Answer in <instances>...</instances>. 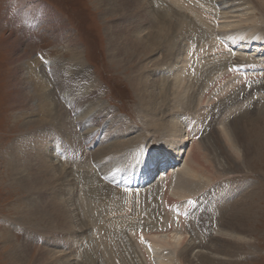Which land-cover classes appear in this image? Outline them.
Instances as JSON below:
<instances>
[{"label": "rangeland", "instance_id": "374dc122", "mask_svg": "<svg viewBox=\"0 0 264 264\" xmlns=\"http://www.w3.org/2000/svg\"><path fill=\"white\" fill-rule=\"evenodd\" d=\"M178 3L183 6L189 5L188 12L193 18L192 21L200 28H209L217 33L221 32V34H216L212 38L213 42H209L208 45H204L202 40L194 35V39L187 42L183 47L182 54L176 57L172 70H168H174L178 73L169 72L168 76L172 81V85H177L182 92L180 101H173L174 106H177L176 104L180 106L175 108V111H165L167 119L175 126L174 133L168 135L165 130L162 131L161 129L154 133L155 131L145 124V122L151 123V121L147 120L146 111L143 110L141 101L129 82V78L132 75L135 76L136 65L138 67L153 65L162 58L163 54L155 52L151 58L137 62L131 61L127 57L126 64L125 62H119L116 60L117 58H112L111 53L117 54L118 59L122 56L126 57L124 54L120 55L117 48L111 47L107 38V27L112 28L117 25V21L114 20L117 15L109 16L108 11L105 10V12L104 7H99L96 0H0V264H15L8 256V251L15 244L20 247L25 246L23 242L29 228L40 230L41 232H37L38 234L35 232L37 236L40 233L43 234L44 231L47 232V230H44L47 228L46 224L42 223L39 216L31 217L29 215V213L31 214L30 191L21 187V184L13 176V171L17 169V151L21 150L19 146L21 147L23 143L26 149L36 144L40 146L45 142L48 146H45L46 154L48 157L50 156V161L52 159L59 166V169L64 167L68 171L67 180L71 183V189H68V193L71 195V192L75 191L73 197L75 200L72 201L73 204L70 203V207L73 216L75 214L74 217L77 220L79 219L74 223V228L80 231L79 233L82 232L76 254L65 245L51 247L52 250L49 249V251L52 259L50 261L44 260L43 262L46 264H54L59 254L69 257L68 264L85 263L84 259L87 257V259L95 260L93 264H99L101 261L107 260H112L115 263L114 254L119 255L116 264H123L124 262V264H165L170 261V264H180L177 257H179V252L184 245L182 247L177 246L176 251H174L175 249L170 250L169 247L163 246L165 241H169L167 239L171 238L172 243L185 238L190 243L204 241L203 229L207 226H209V230H206V233L213 237L214 235L216 237L223 236L221 234L223 233V225L229 219L227 214L234 211H230L231 207L235 205L238 210V207L240 209V207L252 203H255L256 206L254 208L256 211L254 225H252L250 233L243 235L242 244L229 250V252L231 251L230 255H212L213 249L206 248L207 244L206 247L194 248L191 253L194 256L193 253L204 251L212 257L220 256L226 260L225 264H264V152L257 153L253 150L246 157L237 158L236 153L240 151L233 149L228 140H224L225 137L228 138V131L225 129H227V120L232 119L231 116L239 115L240 119L244 118V122L245 119L251 120L253 116L256 117L258 114V109H255L254 106L259 102L261 104L263 102L264 89H257L244 99V94L240 93L236 87L242 78L256 77L259 74L261 77L252 83H256L258 86L264 83V0H179ZM144 30L145 28L142 31ZM222 30L224 33H222ZM143 34L140 33V35ZM201 35L207 41L206 35ZM237 37L240 43L234 40ZM73 43L75 47L71 46ZM73 50L82 51L81 54L89 67L90 76L94 84L99 87V99L90 98L86 101L82 109L73 115L74 118L80 119L79 121L88 118L92 113L91 108H95V110L100 108L101 103L99 104V101L106 107L113 108L112 110L117 111L116 114L118 115L117 122H114V117H112L114 114L105 112L93 126L100 129L99 134H97L98 139L95 142L89 139L87 143L83 144L84 146L80 144L76 146L79 149L81 148L79 164H75L74 161L68 162L64 157L60 142L64 135L67 139L68 136L63 124L60 123L59 125V121L52 119L53 110L56 107H61L58 104V101L61 100V98L58 99L61 93V84L59 78L53 72L54 70H51V62L66 59L68 61ZM183 56H186V60L181 59ZM236 57L244 59L245 64L250 66L247 65L248 67H245L244 70L241 67L239 69L229 67L230 61L236 62ZM35 60H37L35 66L41 72L43 71L44 81L47 84L46 90L50 92L52 97L50 100L51 105L48 107V123L44 127H41L42 125L39 123L37 111L30 113L31 105L34 103L31 94L34 93L31 91L33 90L31 83L25 79L32 75V73L27 72V66L30 63L34 64ZM223 64L226 67H223L219 72L207 73L209 69L220 67ZM42 68L44 69L42 70ZM224 73L227 76L220 81ZM163 76L161 73L151 75L149 76V82L153 83L154 80H161L160 78L163 79ZM175 79L176 82H174ZM31 82L34 84L32 80ZM208 87L211 88L210 92ZM203 91L207 93V96L204 103L200 104L204 98V96L202 98ZM194 93L196 95L194 103H197L194 108L197 109L191 111L186 107L187 104H190V99L194 96ZM237 95H240L237 99L240 101L239 103H236L235 98V101L232 102L233 105L229 106L230 104H228L223 109L220 108L216 120L209 122L212 124V129H217V133H215L216 135L213 134L212 137H215L212 139L215 140L221 137L223 143L227 144V146L223 144L226 150L223 152V149L220 150L219 148L217 154H208V157L211 155L213 159L212 165L215 164L213 166L215 169L197 175L196 171H192L191 164L194 165L196 157L202 160L205 152L200 142V135L204 128L199 129V125L202 124L200 122H203V119L211 112V108L218 102L221 104L228 96ZM257 97L259 100L256 99ZM174 98L175 95H172V100ZM60 103H62V100ZM35 106L37 107V102ZM186 110H188V113ZM160 115L164 117L163 112ZM121 118L129 123L131 131L130 134L122 135V138L119 139L116 134L118 135L121 131ZM109 123L113 126H110ZM243 125L246 126L247 124ZM58 126L59 128H57ZM114 130L116 132L115 136L113 134V137L108 135L109 132L111 134ZM85 132H87L86 127L79 130V133ZM104 136L108 137L105 138ZM117 139L121 146L125 141L131 140L138 141V146L132 151L114 148L107 154L102 155L105 156L104 158L94 157L102 149V146L105 148L108 145H116L115 140ZM122 142L124 143L122 144ZM193 147H196L194 151ZM166 154L173 156L172 161H175V165L172 166L171 171L169 170L170 173L167 178L164 176L159 178L162 163L165 164L166 162ZM152 157H156L154 164L149 160ZM232 159L234 161L231 162L230 169H226L225 173L223 170L224 165L226 164L228 167L227 162ZM78 165L80 169L77 168ZM120 167L123 168L121 171L118 169ZM150 168H154L153 174V170L151 173L148 172ZM188 169L191 170L192 175L194 173V175H197L194 178L198 182L196 188L199 191L197 194L196 192L192 193L190 190L183 191L177 188L175 174L183 172L188 175V173L190 174ZM116 170L119 171V174H116ZM129 170L130 172H128ZM98 173H101V176L97 175ZM92 174L94 175L92 176ZM124 174H126L125 179L129 183L135 184L131 199L130 194L121 190L123 189L121 179ZM80 175L81 180L79 179ZM110 177H116L115 180H118L110 183L107 180ZM166 181L167 183H165ZM153 183L163 185L159 186L161 192L159 191L160 193L156 199L148 194V189ZM100 184H102V188H100ZM167 184L168 187H166ZM123 185L127 184L123 182ZM89 187L90 190H88ZM165 190L167 197L172 198L174 202H169L171 200L165 202ZM206 193H210L207 197L208 200L202 199L201 204L208 202V207L202 209L198 200ZM110 194L109 202H105L104 195L108 197ZM63 196L65 195L63 194ZM78 196H82L86 206L77 207ZM98 200L100 202H95ZM118 200L121 201V204L123 203L121 207L124 209H118L121 205L119 204L113 206L114 211L111 204L114 205ZM154 204L158 210L156 212ZM79 209H82L83 212L84 209L86 210L83 213ZM24 210L25 214L23 213ZM217 211H221L220 216L225 215L226 219L220 218L219 221ZM91 213L94 215H91ZM92 216L93 218H91ZM201 216L204 220L203 224L202 219L200 220ZM170 218L171 220H169ZM172 218L173 222L176 221L175 224L172 222ZM170 221L172 222L171 225L168 224ZM110 222L116 223L110 225ZM103 223L108 225L103 226ZM95 225L98 227L97 230H101L103 227H107V229L105 228L107 232L113 230L109 232L110 235L105 231V234L101 236V245L94 238L98 232ZM141 233L146 234L147 240L142 241V238L140 239ZM232 235L235 239V234ZM122 236L127 237V241L129 238L134 243L135 251L132 247H130L131 249L124 248L125 242ZM107 241L111 251L108 244L105 245ZM149 243L152 244L149 245ZM102 244L106 246L104 248L108 246L105 249V251H108L107 255H105V251H102L104 250ZM114 245L115 247H112ZM38 247H40L38 243H35L30 250L29 247H24L27 254L29 253L25 256L28 259L26 264H36ZM101 256L104 257V260ZM195 261L198 262V259Z\"/></svg>", "mask_w": 264, "mask_h": 264}, {"label": "bare ground", "instance_id": "6f19581e", "mask_svg": "<svg viewBox=\"0 0 264 264\" xmlns=\"http://www.w3.org/2000/svg\"><path fill=\"white\" fill-rule=\"evenodd\" d=\"M178 1L179 0H150V1L149 0H96V3L99 5V7H101V8L104 7L105 9H103V10L108 11L109 16L117 15V17L114 18V20L117 21V23H116L117 25H114L112 28L110 26L107 27V32H108L107 38H108V42H109L110 46L115 47V49L117 48L119 51V54L120 55L124 54L126 57L122 56L120 59H118L117 54L111 53L110 56L112 58H117L116 60H118L119 62H125V64H126L127 57H129L131 61L137 62L139 60L151 58V56L155 52H158V53L160 52L163 54L162 58H160L158 61H156L153 65H149V66L144 65L142 67L141 66L138 67L136 65L137 69L135 70V72H136L135 76L132 75L131 78H129V82L131 83V87L133 88L134 92L139 97L143 110L146 111L147 120L151 121V123L145 122V124L149 125V127H151L152 130L155 131L154 133H156L157 130L161 129L162 131L165 130L166 131L165 133H167L168 135H171L172 133H174L175 126H174V123L170 122L167 119V117H166L167 113L165 111H170V112L175 111V108H178L180 105L178 106V104H176L177 106H174L173 101L179 102L180 101V95H182V92L180 91L181 89H179L177 87V85L173 86L171 83L172 81L170 80V78L168 76L169 72H173L174 70L173 71H168V70H172L173 63L175 62L176 57H179V55L182 54L183 47H185L187 42H191L194 39V35H196V37L198 39L202 40L204 45L205 44L208 45L209 42H213L212 38H214L216 36V34H221V32L217 33L216 31H213L212 29H209V28H200L196 23H194L192 21L193 18L191 17V14L188 12L189 5L188 4L185 6L179 5ZM143 28H145L144 31H142ZM140 33H144V34L140 35ZM222 33H224L223 30H222ZM201 34L206 35L207 41L202 37ZM234 40L236 42L240 43L238 37L235 38ZM71 46H74V43ZM81 52L73 50V51H71V55L68 59L69 62L67 61V59L61 60V61L55 60L54 62H51V66H50V67H52L51 70L52 71L54 70L53 72L56 74V76L60 80L61 93H60V97L58 99L61 98V100H62V103H60L61 100L58 101V104L61 106L60 107L61 109L56 107L55 110H53L52 119H54L55 121L56 120L59 121L58 124L60 125V123H62L63 126L65 127V132L68 136V139L63 134L64 137L61 136L63 139L60 142V147L63 150L64 157L67 159V161L68 162L74 161V162H76L75 164H79V162H80L79 155H81L80 154L81 148L79 149L76 146H78L79 144L83 145V144L87 143L89 141V139H92L94 142L98 139L97 134H99L100 129L93 127L94 124H96L98 122V119L101 118L105 112L107 114H114L112 116V117H114L113 118L114 122H117V118H118V115L116 114L117 111L115 112L112 110L113 108L110 109L109 107H106L100 101H99V104L101 103L100 108L98 107L99 108L98 110H95V108H91L92 113L88 118H86V119L84 118L85 120L79 121L80 119L74 118L75 116H73V115L82 109L83 104L86 101H88L90 98H94V100L99 99V87H97V85L94 84V81L92 80V77L90 76V73H89V67L86 65L85 60H84ZM187 53H188V51H187ZM181 59L186 60V56L185 57L183 56ZM243 60H242V58L236 57V62L233 61V67L234 68H236V67L245 68V67L250 66L248 64H245V61H243ZM248 61H250V60H248ZM36 62H37V60L34 61V64L28 63L29 65L27 66V72L32 73V75L29 76V78L26 77L25 79L31 83V85L33 87V90H31V91L34 93V94H31V97H32L34 103L31 105L30 113L37 111V116H39V123L42 125L41 127H44V125H46V123H48V121H47V119H48L47 115L49 114V108L48 107H50V105H51L50 100L52 99V97H51L50 92H48L46 90L47 84L44 81L45 79H44L43 71L41 72L38 69V67L35 66ZM113 62H114V60H113ZM252 62H253V60H252ZM230 63H231V61H230ZM38 65L40 66L39 62H38ZM224 65L225 64H223L220 67L218 66L219 68L218 67L211 68L207 71V73L219 72V70H221L224 67ZM44 68H42V70ZM260 68H261V64H260ZM127 69H128V67H127ZM184 70H185V68H184ZM234 71H237V70H234ZM255 71H256V69H255ZM174 72H176V71H174ZM180 72H181V70H180ZM156 73L163 74L164 75L163 79L160 78L161 80L157 79L158 81L154 80L153 83H150L149 82V80H150L149 76L154 75ZM226 76L227 75H225V73H224L221 76L220 81L222 79L224 80V78ZM249 77L242 78L243 82L241 80L239 85L236 87V89L238 91H240V93L242 92L244 94V99L246 97H248L249 95L253 94L255 91H257V89L258 90L264 89V83H262L260 86H258V84H256V83L255 84L252 83V82H255L254 80H257L258 78L261 77L260 74H259V76H256V77H254V76H252L250 78ZM30 79L33 81L34 84H32ZM174 82H176V79ZM34 86H35V88H34ZM210 89L211 88L208 87L209 92H210ZM182 90H183V88H182ZM187 93H188V91H187ZM172 95L173 96L175 95V98L173 100H172ZM203 96H204V98H203ZM206 96H207V93H205L203 91L202 92V98L203 99L201 100L200 104L204 103V101H205L204 99ZM239 96L240 95L233 96V97H229V96L227 97L226 96L227 99L223 100V102L221 104H220V102H218V104L213 106L211 108L212 110L208 114V116L203 119V122H200L202 124L199 125V127H200L199 129H202L204 127L202 132H201V135H200L201 136L200 142L202 143V147L204 148L205 152L202 156V160H200L199 158L196 157L194 159L196 163L193 161L194 165L191 164L192 171L193 170L196 171L197 175L200 173H203V172H211L213 168L215 169V167H213L215 164L212 165L213 159H212L211 155H210V157H208V154H214V153L217 154V151L219 150V148H220V150L223 149V152H225V150H226L225 145L227 146V144L223 143V141H222L223 139L221 140V137L218 139H215V140L212 139L215 137V136L214 137H212V136H213V134L217 133V129H215V128L212 129V124H210L209 122L216 120L217 112H219L220 108L223 109L228 104H230L229 106L233 105L232 102L235 101V98H236V100L239 99ZM191 97H192V95H191ZM182 98H183V96H182ZM195 98H196V95L194 93V96L190 99V104H187L188 106L186 107V109L189 108V109H191V111H194V109H195L194 107H196V104H197V103H194ZM256 99L259 100L258 97ZM262 101H263L262 104H261V102H259L254 106L255 109H258V114L256 117H254L252 114L253 117L251 120L245 119L246 121L244 122V120H243L244 118L240 119L239 115H236L234 117L231 116L232 119L230 118L231 120H227L228 121V123H226L227 129H225V130L228 131L227 132L228 138L225 137L224 140H228L229 144L232 146L233 149L240 151V152L236 153V155L238 156L237 158H240L241 156L244 158L248 155V153L251 154L253 150H255V152L257 151V153L258 152H264V95L262 97ZM36 102H37V107L35 106ZM239 102H240L239 100L236 101V103H239ZM254 102H255V100H254ZM249 105H250V103H249ZM238 108H240V107H238ZM226 109H228V108H226ZM214 110H216V111L214 112ZM187 111L188 110H186V112ZM162 112H163L164 117L160 115ZM184 112H185V110H184ZM178 113H180V112H178ZM107 114H106V116H107ZM181 115H183V114H181ZM228 115H230V114H228ZM232 115H234V114H232ZM25 117H26V115H25ZM159 117H161V118H159ZM120 121H121V127H120L121 131L118 133V135L116 134V136L119 139L122 138L121 137L122 135L125 136L126 134L127 135L130 134V131H131V128L128 125L129 123L125 119L121 118ZM243 124H247V125L244 126ZM111 125L112 124H110V126ZM84 127L87 128V132L79 133V130H81ZM57 128H59V126ZM112 129H115V128H112ZM37 131H39V130H37ZM63 132H64V130H63ZM115 133L116 132L114 130L113 133L110 134V132H109L108 135L112 136V134L114 135ZM224 133H226V132L224 131ZM40 136H45V135H40ZM107 137H105V138H107ZM115 141L117 142L118 139ZM115 141L113 140V143ZM36 142H37V140H36ZM113 143H111V144H113ZM123 143L124 142H122V144ZM137 143H138V141L131 140V141H127V142L125 141V143L122 146L120 145V142L119 143L117 142L116 145L114 144L113 146H109V145H108V147L105 146V148L102 146V149L100 151H98V154L94 155V157L104 158L105 156L103 157L102 155L107 154L108 152H110L114 148L117 150L129 149L130 151H132V150L137 148V146H138ZM223 144H225V145H223ZM46 145L47 144L45 142L44 144H42L40 146H38L36 144V145H32L31 147L25 149V147L23 146V143H22L21 147L19 146V148L21 150L17 151V157H16L17 158V160H16L17 161V164H16L17 169H15L13 171V176L15 179L18 180L19 184H21L20 185L21 187L30 191V197H31V199H30V203H31L30 212H31V214L29 213V215L31 217L39 216L42 223L46 224L47 228L44 230H47V232H45L43 230L44 231L43 234L40 233V235L37 236V235H35V232L37 233L40 230H33V229L29 228V230H27L28 234L26 232V237H25V240L23 242V245H25V246L20 247V246L15 244L8 251L9 252L8 256L10 257V259L15 264H26L27 263L28 259L25 256L28 255L29 253L27 254L24 247L25 248L29 247V250H30L35 243H38V245L40 246V247H38V251H37L38 252V258H36V264H46L45 262H43L44 260L50 261L52 259V256H51L50 251H49V249L52 250L51 247H57L58 245H65L68 249H70L75 254H76V251H78V249H79L78 248V241L80 239V235L82 232L79 233L80 231H78L74 228L75 227L74 223H76L79 219L77 220L74 217L75 214L73 216L72 209L70 207L71 206L70 203H72V201L75 200L73 198L75 191L71 192L72 196L70 195V193H68V189L69 190L71 189V186H70L71 183L69 182V180H67L68 171L64 167L59 169V166L57 164H55L52 161V159L50 161V159H49L50 156L48 157V155L46 154V149H45ZM46 147H48V146H46ZM254 147H256V149H254ZM195 148L196 147L192 148L193 151L195 150ZM170 154H172V153H170ZM170 154H166V156H167L166 162L162 166V170L164 169L163 171H164V177L165 178L168 177L169 172H170L169 170L172 168L173 165H175V161L174 162L172 161L173 156ZM130 156H131V154H130ZM132 158H133V156H132ZM152 158L149 160L152 161L151 162L152 164H154L156 157H154L153 160H152ZM87 161H88V159H87ZM233 161H234V159L227 162L229 165L228 167L226 166V164L225 165L223 164L224 165L223 170L225 173H226V169L227 170L230 169V166H231L230 164ZM79 167L80 166L78 165L77 168L80 169ZM122 167L118 168L119 171H121V169L124 168V167L123 168ZM174 167H176V166H174ZM154 168L153 169L150 168V170H148V172L151 173V171L153 170L152 171V174H153ZM189 169H190V167H189ZM190 171L191 170H189L188 172H190ZM96 172H98V171H96ZM194 174L192 175L190 172V174L188 173V175H185V173H183V172H177L175 174L177 180H175V181H177L178 190H183V191L190 190L192 193L196 192V194H197V192L199 191V189L196 188L198 182L196 180H194V178L197 175H194ZM93 175L94 174H92V176ZM97 175L101 176V173H98ZM149 176H151V174H149ZM162 177L163 176L161 175L160 178H162ZM104 178H106V177H104ZM79 179L81 180V175L79 176ZM107 180L110 183L116 181L115 177L114 178L110 177L109 179L107 178ZM153 184L154 185L151 186L150 197L154 196L156 199L157 195L159 194L160 187L163 185H159V184L157 185L155 183H153ZM100 185H101L100 188H102V184H100ZM166 187H168V184ZM94 189H96V188H94ZM88 190H90V187L88 188ZM165 193H166V190H165ZM175 193H174V195H175ZM63 194L65 196H63ZM209 194L210 193H206V195L204 194L202 197L199 198L198 202H200V204H199V205H201L200 208L207 209L208 202L205 204H201V200L202 199H204L205 201L208 200L207 197L209 196ZM110 196H111V194L108 195V197L106 195H104V197L106 198L105 202H107V201L109 202L108 199H110L109 198ZM167 196L168 195L166 193V197H165L166 199L164 198L166 202H168L169 200H171L169 202H174L172 200V198L167 197ZM77 202L78 203H76V205L79 208L86 206V204L84 203V201L82 199V196H80V197L78 196ZM95 202H100V200L95 201ZM198 202H196V203H198ZM119 204H121L120 200L116 201V203L114 205L111 204L112 209H113V206L115 207ZM122 204L120 205V208H118V209L122 208L121 207V206H123ZM216 206H217V204H216ZM233 206L231 207L230 211H232V210H234V211L231 214L230 213L227 214V215H229V219L226 220V223H224V225H223V230H222L223 233H221L223 236L219 235L218 237H216L214 235V237H213L209 233H206L205 231L209 230V226H207L206 228L203 229L204 238H205L204 241H199V242L194 241L193 243L192 242L190 243L188 241V239L185 238L183 240H177L176 243H172L171 238H169V239H167L169 241L168 242L165 241V244H163V246L165 245L166 247H169L170 250L175 249L174 251H176V249H178L177 246L182 247V245H184L183 249L179 252V257H177V259H179V261H180V264H202L203 262H204V264H221L222 260H223L222 264H225L226 260L222 259V257H220V256L219 257H212V256L204 253V251L203 252H197L196 254L193 253L194 256H192L191 251L197 247H206V244H207L206 248H209L211 250L213 249L211 252L212 255L213 254H217V255L220 254L223 256H227V255H230V253H231V251L229 252V250L236 248V246H240V244H242L241 239L243 238V235L248 234V232L250 233L252 225H254L253 221L255 220V216H256V211L254 210V208L256 206H255V203H252L250 205L248 204L247 206H242V207H240V209L238 207V210L235 207V205H233ZM152 207H153V205H152ZM122 209H124V208H122ZM130 209H131V207H130ZM79 210L81 211L82 209H79ZM85 210L86 209H84V212H85ZM154 210H155V212L158 211L155 204H154ZM154 210H153V212H154ZM223 211H224V209H223ZM24 212H25V210L23 211V213ZM82 212H83V210H82ZM183 212H186V211H183ZM93 213H91V215ZM217 213H218V220L219 221H220V218L226 219L225 215L220 216V213H222L221 211H217ZM94 214H96V213H94ZM91 218H93V216ZM95 219H97V218H95ZM201 219H202V224H203L204 220H203L202 216H201L200 220ZM92 220H94V219H92ZM169 220H171V218ZM173 221L174 220L172 218V222ZM172 222L170 221V222H168V224L171 225ZM175 222H173V223L175 224ZM198 222L200 223L199 220H198ZM115 223L116 222H113V223L110 222V225L115 224ZM127 223H129V222H127ZM108 224H109V222H108ZM108 224L104 225V223H103V226H107ZM59 227L62 231L59 229ZM96 228L98 229V227H96V225H95V229ZM105 228L107 229V227H105ZM105 228L103 227V229H101V230L96 229L98 232H97V234L95 233L96 235L94 236V238L98 241V243L100 245H101L100 241H102L101 236H103V234H105V231H106ZM81 229H84V228H81ZM99 229H100V227H99ZM117 230H119V229L117 228ZM110 231H113V230H110ZM110 231H108V232L106 231L108 233V235H110L109 234ZM62 232H64V234H62ZM233 233L236 236L235 239H234V237H232ZM91 235H92V233H91ZM6 236H9V235H6ZM114 237H115V234H114ZM123 237L126 239V241ZM119 238H121V236H119ZM122 239L125 242V243L123 242L124 248L126 247V249H127V248L132 247L135 251L134 243H132V241L129 238L127 241V237L122 236ZM103 241H104V239H103ZM110 242H111V239H110ZM83 243H85V242H83ZM28 244H29V246H28ZM107 244L109 246L108 241L105 245H107ZM111 244H112V242H111ZM113 244H114V242H113ZM105 245L102 244L103 249H104V250H102L103 252L105 251V249L108 248V246H107V248H104V247H106ZM139 245H141V244H139ZM112 247H115V245ZM114 249H116V248H114ZM110 251H111V247H110ZM131 251H130V253H132ZM107 252L108 251H105V255H107ZM136 252H137V250H136ZM108 255H109V253H108ZM103 256H101V257H103ZM114 256H115L114 258H116V262H117L119 255L114 254ZM68 258H69L68 256H63V255L59 254L57 256V259L54 262V264H68L67 263ZM87 258L84 259L85 263H80V264H93V263H95V260H93V259L90 260V258L89 259H87ZM105 258H107V257H105ZM195 258L198 259V262L195 261L196 260ZM171 259H173V258H171ZM37 260L39 261V263ZM84 260H83V262H84ZM99 260H101V259H99ZM103 260H104V257H103ZM199 261H201V263H199ZM116 262L114 263V262H112V260H110V261L107 260V261H101L99 264H116ZM170 262L169 263L167 262V263L170 264ZM167 263H165V264H167Z\"/></svg>", "mask_w": 264, "mask_h": 264}]
</instances>
